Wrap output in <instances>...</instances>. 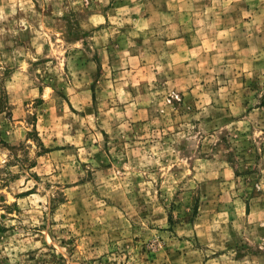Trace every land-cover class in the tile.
<instances>
[{"label":"rangeland","instance_id":"rangeland-1","mask_svg":"<svg viewBox=\"0 0 264 264\" xmlns=\"http://www.w3.org/2000/svg\"><path fill=\"white\" fill-rule=\"evenodd\" d=\"M0 264H264V0H0Z\"/></svg>","mask_w":264,"mask_h":264}]
</instances>
